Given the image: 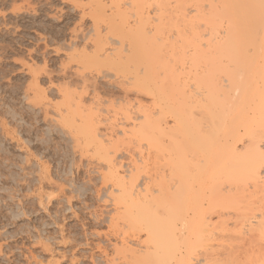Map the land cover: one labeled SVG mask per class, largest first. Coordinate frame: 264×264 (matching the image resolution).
Wrapping results in <instances>:
<instances>
[{
    "label": "bare ground",
    "instance_id": "bare-ground-1",
    "mask_svg": "<svg viewBox=\"0 0 264 264\" xmlns=\"http://www.w3.org/2000/svg\"><path fill=\"white\" fill-rule=\"evenodd\" d=\"M105 1L112 37L95 30L79 66L125 104L101 108L93 90L88 108L67 89L62 119L110 188L108 260L264 264V0ZM104 113L121 128L99 133Z\"/></svg>",
    "mask_w": 264,
    "mask_h": 264
},
{
    "label": "rangeland",
    "instance_id": "rangeland-1",
    "mask_svg": "<svg viewBox=\"0 0 264 264\" xmlns=\"http://www.w3.org/2000/svg\"><path fill=\"white\" fill-rule=\"evenodd\" d=\"M96 1L0 0V264H111L110 188L62 119L67 89L88 108L93 90L101 108L125 104L115 83L79 66L92 54L95 30L112 37L108 25L118 18L105 0L104 13L95 11ZM128 1L115 2L126 9ZM135 94L129 97L151 104ZM111 118L99 133L119 128Z\"/></svg>",
    "mask_w": 264,
    "mask_h": 264
}]
</instances>
